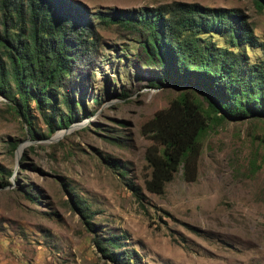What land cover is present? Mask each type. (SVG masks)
<instances>
[{
    "label": "rangeland",
    "instance_id": "1",
    "mask_svg": "<svg viewBox=\"0 0 264 264\" xmlns=\"http://www.w3.org/2000/svg\"><path fill=\"white\" fill-rule=\"evenodd\" d=\"M70 1L92 14L174 1L241 10L253 39L227 28L199 41L216 54L212 68L230 71L229 98L257 111H217L197 78L170 83L176 77L143 52L147 30L96 14L99 51L43 109L32 101L25 120L2 52L9 76L0 92V264H114L97 244L112 236L120 246L109 248L131 255L130 264H264V114L255 101L264 99V8L257 0ZM186 91L208 119L198 175L186 180L181 165L163 193H152L144 180L153 141L143 125Z\"/></svg>",
    "mask_w": 264,
    "mask_h": 264
},
{
    "label": "trees",
    "instance_id": "2",
    "mask_svg": "<svg viewBox=\"0 0 264 264\" xmlns=\"http://www.w3.org/2000/svg\"><path fill=\"white\" fill-rule=\"evenodd\" d=\"M257 2L264 8V0ZM0 11V92L6 93V77L9 76L6 55L19 94L16 109L25 120L32 101L43 109L55 100L58 88L67 86L73 79L76 68L99 51L92 17L96 14L104 22L121 24L135 32L147 30L143 52L150 61L176 77L170 83L189 86L192 85L190 79L197 78L198 86L206 91L217 111L240 115L257 111V106L253 105L251 112H247L249 108L244 103L249 101L246 98L237 99L234 95V99L229 98L230 71L212 68L216 54L199 41L204 33L227 28L238 31L246 40L253 39L248 18L239 9H210L174 1L157 8L113 9L92 14L70 0H0ZM74 51L76 56L72 55ZM255 101L259 103L258 111L264 114V99ZM71 123L67 115L59 128H67ZM207 126V117L188 91L173 100L168 108L158 110L143 125V133L153 141L146 149V160L151 168L144 180L148 191L163 193L181 165L186 180H196L200 136ZM28 129L35 136L33 127ZM56 130L52 128L51 133ZM136 195L142 198L138 191ZM83 205L77 203L78 209L91 218L87 206ZM117 239L115 236L103 238L97 244L114 264H130L131 255L109 248V245L120 246Z\"/></svg>",
    "mask_w": 264,
    "mask_h": 264
},
{
    "label": "water",
    "instance_id": "3",
    "mask_svg": "<svg viewBox=\"0 0 264 264\" xmlns=\"http://www.w3.org/2000/svg\"><path fill=\"white\" fill-rule=\"evenodd\" d=\"M70 129L69 128H67L66 130H65V132L64 133H66V132H68ZM51 140H56V139H54V137H52L51 138ZM58 140V139H57Z\"/></svg>",
    "mask_w": 264,
    "mask_h": 264
}]
</instances>
